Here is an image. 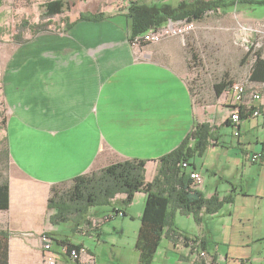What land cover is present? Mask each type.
I'll return each mask as SVG.
<instances>
[{
	"label": "crops",
	"instance_id": "1",
	"mask_svg": "<svg viewBox=\"0 0 264 264\" xmlns=\"http://www.w3.org/2000/svg\"><path fill=\"white\" fill-rule=\"evenodd\" d=\"M129 1L68 0L71 8L61 12L66 14L57 29L24 37L5 58L0 54L4 140L12 166L8 207L0 210V229L10 232L7 239L0 238L8 264H43L42 232L88 247L96 264H138L135 243L144 192H135L129 205L119 193L109 204L90 207L85 221L74 228L71 221H48L50 188L125 158L145 159L149 181L157 158L200 121L215 129L212 144L192 160L202 177L195 188L205 197L231 194L232 201L203 214L200 223L177 212L174 224L189 237L204 236L221 264H264V98L258 103L260 114L244 118L239 136L234 135L229 89L196 104L184 77L165 60L176 55L177 47L130 44L127 21L120 18ZM132 1L175 5L182 0ZM232 8L218 10H236ZM96 12L103 18L78 19L81 13ZM260 53L264 58V49ZM249 74L248 69L239 74L240 81ZM261 86L264 82H249L247 91ZM252 154L259 159L251 161ZM192 169L188 165L187 171ZM114 209L124 215L105 220ZM195 254L164 235L151 264H199ZM58 264L71 262L63 258Z\"/></svg>",
	"mask_w": 264,
	"mask_h": 264
},
{
	"label": "trees",
	"instance_id": "2",
	"mask_svg": "<svg viewBox=\"0 0 264 264\" xmlns=\"http://www.w3.org/2000/svg\"><path fill=\"white\" fill-rule=\"evenodd\" d=\"M223 3V0H182L175 5L163 3L157 5L131 0L126 6L127 11L125 14L129 31L128 41L131 43L134 37L142 35L151 28L164 25L168 19L197 21L203 18L208 11L216 12L224 6L236 8L238 3L259 6L264 4V0H231L227 4ZM43 4V16L49 20L51 16L64 11L67 0H47ZM102 15L103 13L100 12L89 15L81 13L78 19L97 20L103 18ZM65 23L68 27L73 24L69 23L68 20ZM144 44L150 43L141 41L139 45ZM260 51H248L242 60L248 59V66L246 67L250 74L247 81H239L244 82L246 86L247 83L253 81L264 82V58L261 56ZM234 82L237 81L226 80L224 77L219 81H215L212 84L214 98L230 89ZM250 112L251 110L245 106L239 108V116L242 120ZM5 122L6 118H4ZM214 129L215 127L207 121L194 122L192 128L188 130L184 139L176 147L174 146L160 158H157L156 173L149 181L145 179V159L125 158L78 174L69 182L54 184L50 188L48 203H46L47 209L51 211L48 221L51 224L71 221L74 228H76L81 221H85L90 207L109 204L119 193L124 194L123 202L129 205L134 193L142 191L146 194V198L135 243L136 248L139 250L138 264H151L154 253H156L160 240L164 235L172 242L180 241L188 245L196 254L197 248L209 251L207 248L208 240L204 236L189 237L174 222L176 213L180 212L192 215L195 221L200 223L203 220V214L215 213L225 203L232 201L231 194H227L222 198L218 195L205 197L193 186L189 171H187L188 166L183 167L182 165L183 162H187L188 165L192 166V170H195L192 160L196 156L202 155L205 149L212 144ZM4 138L1 141L2 149L0 151L3 159L9 162V152ZM67 183H69L68 187H66ZM8 186V176L0 174V210L8 207ZM117 212L118 210L114 209V212L111 215H105L104 219L114 217ZM122 215H124V212ZM9 233L7 229H0V238L7 239ZM48 235L56 248L60 245L69 248L82 246L71 242L65 237H57L51 233H48ZM1 243L0 264H8L7 251L6 249L1 250ZM212 257L216 259L215 254H212ZM197 261L199 262L198 259Z\"/></svg>",
	"mask_w": 264,
	"mask_h": 264
},
{
	"label": "rangeland",
	"instance_id": "3",
	"mask_svg": "<svg viewBox=\"0 0 264 264\" xmlns=\"http://www.w3.org/2000/svg\"><path fill=\"white\" fill-rule=\"evenodd\" d=\"M45 1L47 0H0L1 56L5 58L10 53L11 46L22 42L24 37L31 38L42 31L57 29L66 12L51 16L48 20L43 16ZM67 6L71 8L68 0ZM120 18L125 22V15ZM166 45L177 47L176 55L166 56L165 60L184 77L195 103L210 102L215 97L212 87L215 81L223 77L239 81L238 75L245 74L248 66V59L242 61L246 53L264 49V4L240 5L230 12L208 11L203 18L194 21L193 29L182 37L169 36L149 46L154 49L167 47ZM6 116V105L0 95V150L5 135L3 123ZM232 151L229 150L228 154ZM1 154L0 151V174L9 176L12 166ZM68 186L69 183L66 184ZM62 227L69 230L67 224H62ZM87 244L93 250L96 248L93 242L87 241ZM101 245L103 248H110L109 244ZM93 257L95 258L94 255Z\"/></svg>",
	"mask_w": 264,
	"mask_h": 264
},
{
	"label": "built area",
	"instance_id": "4",
	"mask_svg": "<svg viewBox=\"0 0 264 264\" xmlns=\"http://www.w3.org/2000/svg\"><path fill=\"white\" fill-rule=\"evenodd\" d=\"M194 27L193 20H170L168 19L164 25L157 28H151L147 32H144L140 36L134 37L131 45H139L141 41L148 43L157 42L161 39L169 36H183L188 33ZM231 92V104L233 110L229 114V120L234 126L233 134L239 136V129L242 123V119L239 116V108L245 106L250 109L251 112L248 115L260 114V105L258 104L261 98H264V86L253 88L250 92L247 91V86L244 82H234L230 86ZM247 115V116H248ZM260 157L259 154H252L250 157L251 161H256ZM183 167H187V162L182 163ZM189 176L192 180V184L195 187L202 182L200 173L196 170H189ZM123 212L119 210L117 215H122ZM41 247H42V263L43 264H58L60 260L66 258L71 264H96L95 258L90 250L82 245L79 248H69L67 246L60 245L56 248L51 240V237L46 232H42L39 235ZM213 253L204 251L201 248H197L196 258L199 260V264H221L217 259H213Z\"/></svg>",
	"mask_w": 264,
	"mask_h": 264
}]
</instances>
